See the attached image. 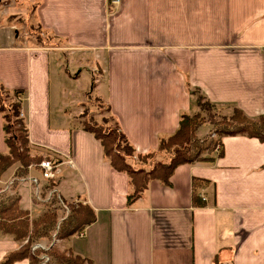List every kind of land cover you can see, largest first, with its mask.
<instances>
[{"label":"crops","instance_id":"0c3cea01","mask_svg":"<svg viewBox=\"0 0 264 264\" xmlns=\"http://www.w3.org/2000/svg\"><path fill=\"white\" fill-rule=\"evenodd\" d=\"M111 1L42 0L35 18L63 41L59 48L20 45L0 31V83L23 93L21 112L34 151L49 150L61 160L56 187H46L44 201L53 196L96 213L94 224L58 247L92 264H264V143L225 137L222 157L215 151L204 155L215 157L213 163L178 167L170 186L151 182L128 209V177L111 168L100 142L76 123L81 113L61 98L66 90L58 63L59 54L95 53L105 82V90L95 88L99 97L136 152H153L175 134L182 115L200 114L198 95L251 120L264 116V0ZM207 125L197 138L211 134ZM6 151L0 115V155ZM168 161L165 153L156 157ZM16 171L11 168L0 184ZM194 178L209 182L198 189L205 207L193 205ZM25 182L18 189L20 208L35 219L49 209L41 202L43 180L29 208L22 207ZM9 185L0 186V194ZM39 204L43 210L34 216ZM25 244L0 232V264Z\"/></svg>","mask_w":264,"mask_h":264},{"label":"trees","instance_id":"16d2710c","mask_svg":"<svg viewBox=\"0 0 264 264\" xmlns=\"http://www.w3.org/2000/svg\"><path fill=\"white\" fill-rule=\"evenodd\" d=\"M41 2L42 0L35 1L31 6L30 15L36 14ZM28 27L31 40L38 47L63 46V41L52 32L45 30L41 24L34 26L28 22ZM94 87L93 79L92 90ZM23 98L22 91L8 90L0 83V115L7 147V151L0 155V179L15 165H19V174L26 176L29 173V167L35 166L39 169V164L44 160L61 163L60 157L49 150H40L46 153L45 156L42 153L38 154L39 151L37 153L34 151L29 140L27 123L25 119L20 118ZM196 103L204 110L214 106L210 102L207 103L206 98L201 95H198ZM105 106L110 115L109 118L99 123L90 117L82 122V127L100 142L104 160L111 168L128 177L129 192L126 205L128 209L133 208L141 199L151 182L159 181L163 186H170L171 178L178 167L196 162L213 163L215 157L204 155H213L215 151H218L216 157H222L224 153L222 140L225 137L241 135L256 138L264 143V116L258 120H251L237 109L232 122L216 124L214 133L202 139L197 138L196 132L205 124L204 118L200 114L182 115L178 130L169 138L161 139L156 151L138 154L116 118L111 115L110 106ZM218 147L220 149H217ZM162 153L169 156L167 163L156 162L157 155ZM208 184V181L196 178L192 180V200L195 207L206 206V203L198 197V189ZM55 187V181H48L49 189ZM59 201L57 197H54L51 203L54 208H50L36 220L31 221L29 212L20 208L19 196L0 200V232L13 236L18 242L26 241L25 245L8 255L1 264H14L22 260H29L30 264H42L43 254L50 257V261L45 264H92L81 257L60 252L54 247L48 251L32 250L39 241L50 239L54 234L57 240H66L96 222L95 211L90 206L77 202L67 205L70 213L60 222L59 209L58 206L55 207L60 203ZM216 263L221 264L218 261Z\"/></svg>","mask_w":264,"mask_h":264},{"label":"rangeland","instance_id":"374dc122","mask_svg":"<svg viewBox=\"0 0 264 264\" xmlns=\"http://www.w3.org/2000/svg\"><path fill=\"white\" fill-rule=\"evenodd\" d=\"M36 0H0V31L1 32H8V34H11V37L13 39H16L18 44L20 45H29L33 41L31 40V36L29 35L30 30L28 27V22L30 24L38 25L37 19L35 18V14L30 15L31 6L35 3ZM31 41V42H30ZM57 41V40H55ZM70 53V52H67ZM75 58L69 59L67 55L59 54V71L62 76V86L65 88V93L62 95L61 92V98L62 100L66 96V99L68 100V103H70L73 107V111L76 113H81L79 116L75 117L76 123L81 124L84 120L89 119L90 117H93L95 119V122L98 121L99 123H103V119L109 118L110 115L106 110V104L104 103V99L99 97L100 92L95 90L96 86H102V89L105 90V82H104V72H100L96 65H95V53H78L76 55H73ZM72 56V57H73ZM57 58V57H55ZM53 74L54 77L57 78V66L54 64L53 67ZM71 77L67 75L66 79L64 78L67 71ZM84 76L81 80L75 81L73 79L75 76ZM93 79L95 81V87L92 90V82ZM55 87V85H54ZM57 90V88L55 87ZM54 91V90H53ZM56 93V92H54ZM55 95V94H54ZM55 101L57 99L55 98ZM207 101V100H206ZM208 103V101H207ZM200 115L204 118L205 123H207L208 127H211L212 130L210 131L211 134L214 133L216 124H225L232 122L233 117L236 115L234 108H231L230 106H212L210 109H202V107L198 106ZM259 119V118H258ZM257 119V120H258ZM207 137V136H205ZM202 137V138H205ZM201 138V139H202ZM43 154L44 156L46 153L39 152L38 154ZM163 154V153H162ZM17 171L8 178V183H1L0 186L7 187L9 182H11L13 176L17 174L18 178H27V177H37L40 180H42V177L40 175V171L37 167L31 166L29 167V173L26 176H22L19 174V165H15L13 168H16ZM14 171V170H13ZM11 178V179H10ZM16 178V177H15ZM23 182L21 180H14L12 185H9V189L6 191L7 193L0 194V200H5L8 197L18 196V189L20 184ZM41 184V182H40ZM42 191L43 195H47L45 198H43V203L49 204V209L54 208L52 203L53 196L50 197L49 200L44 201L47 199L48 194L50 192L45 191L46 187H48V182L46 180H43L42 182ZM49 189V188H48ZM53 190V189H51ZM35 185H33L30 181L25 182L23 186L20 189V194L23 196V202L22 207L23 208H29L31 204V200L33 197H35ZM45 193V194H44ZM48 193V194H47ZM3 196V197H1ZM60 200V199H59ZM60 203L56 205L59 209V220L60 222L65 218L66 216V205L62 204V201H59ZM66 204V203H65ZM41 205V204H39ZM35 207L34 216H38L43 205H41L40 208ZM47 209V210H49ZM41 216V215H40ZM38 216V217H40ZM31 219V221L36 220ZM38 243H41L43 246H48L50 244L51 247H54L58 251H62L58 247L59 240L56 238V234H54L53 237L50 239H45L42 241H39ZM63 252V251H62ZM66 253V252H65Z\"/></svg>","mask_w":264,"mask_h":264},{"label":"built area","instance_id":"2783aa9c","mask_svg":"<svg viewBox=\"0 0 264 264\" xmlns=\"http://www.w3.org/2000/svg\"><path fill=\"white\" fill-rule=\"evenodd\" d=\"M112 6H118L120 4V0H112L111 1ZM23 113L21 112L20 117L23 118ZM39 171H40V175L42 177V180H46V181H56V179L59 176L60 173V164L56 163L52 160H44L39 164ZM18 180H21L22 182L25 181H30L32 184L36 185L39 189H40V179L37 177H27V178H17ZM16 179V180H17ZM15 180V179H14ZM13 181L10 182V185L13 184ZM64 204V203H62ZM65 206V205H64ZM66 216L67 217L70 213V210L68 208V206L66 205ZM51 245L43 246L41 243H38L36 245L33 246L32 250L36 251V250H43V251H48L51 248ZM41 260H42V264L48 263L50 261V257L46 254H43L41 256Z\"/></svg>","mask_w":264,"mask_h":264}]
</instances>
